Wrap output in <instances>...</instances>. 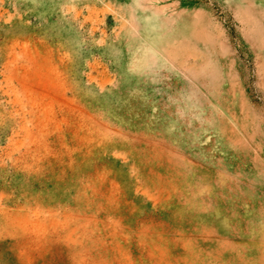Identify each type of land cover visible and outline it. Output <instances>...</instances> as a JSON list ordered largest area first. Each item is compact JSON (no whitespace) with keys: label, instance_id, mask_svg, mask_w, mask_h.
Returning a JSON list of instances; mask_svg holds the SVG:
<instances>
[{"label":"rangeland","instance_id":"374dc122","mask_svg":"<svg viewBox=\"0 0 264 264\" xmlns=\"http://www.w3.org/2000/svg\"><path fill=\"white\" fill-rule=\"evenodd\" d=\"M244 6L0 0V264H264Z\"/></svg>","mask_w":264,"mask_h":264},{"label":"bare ground","instance_id":"6f19581e","mask_svg":"<svg viewBox=\"0 0 264 264\" xmlns=\"http://www.w3.org/2000/svg\"><path fill=\"white\" fill-rule=\"evenodd\" d=\"M251 3V2H250ZM245 9L247 10V12H249L248 14L255 19H258L257 23L254 22V31L256 34V38H263L264 39V22H262V20H260L259 16L257 17L256 14H260L259 11H256L253 8H250L249 6H244ZM248 7V8H247Z\"/></svg>","mask_w":264,"mask_h":264}]
</instances>
